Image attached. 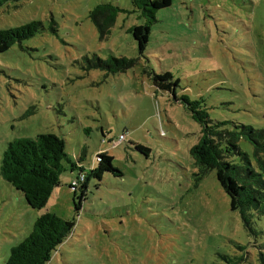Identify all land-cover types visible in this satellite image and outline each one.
<instances>
[{
	"label": "rangeland",
	"instance_id": "1",
	"mask_svg": "<svg viewBox=\"0 0 264 264\" xmlns=\"http://www.w3.org/2000/svg\"><path fill=\"white\" fill-rule=\"evenodd\" d=\"M103 2L131 9L128 0H20L0 8V29L44 26L0 55V162L8 143L54 134L69 159L84 152L88 168L107 152L122 173L90 179L78 213L68 188L75 173L62 174L41 210L0 176V264L44 213L75 219L48 264H262L264 219L253 217L245 229L215 171L195 181L189 150L200 127L142 68L169 72L179 81L177 97L203 100L213 122L264 130V0H172L157 13L143 57L127 31L144 23L135 14H120L110 35L98 38L88 14ZM94 55L139 63L106 75L87 69ZM238 145L254 165L252 145L242 138Z\"/></svg>",
	"mask_w": 264,
	"mask_h": 264
},
{
	"label": "trees",
	"instance_id": "2",
	"mask_svg": "<svg viewBox=\"0 0 264 264\" xmlns=\"http://www.w3.org/2000/svg\"><path fill=\"white\" fill-rule=\"evenodd\" d=\"M20 0H0V8L7 2ZM131 9H121L112 2L96 5L88 14L98 38L106 39L120 14L132 15L142 20L127 31L136 43L139 57L147 47L150 27L156 23L159 11L168 8L172 0H128ZM50 29L56 33V24L51 19ZM44 31L39 21H31L18 27L0 29V55L14 46L21 48L24 41L34 38ZM139 63V58L109 56L106 59L94 55L87 59L88 70H98L107 74L125 73ZM146 75L157 92H165L179 102L190 113L191 119L200 127L199 139L189 155L198 172L195 181L215 171L216 179L229 199V208L240 215L245 229L250 231L251 219H264V130L251 126L235 125L234 130L226 128V122H213L204 107L203 100H191L186 95L177 97L179 81L169 72L155 73L143 66ZM240 138L253 147L254 165L247 154L241 151ZM135 148L147 155L148 149L136 145ZM85 153L73 160L65 152V142L54 134H40L34 139H17L7 144L0 162L1 178L21 193L28 207L34 210L44 208L55 188L60 186V177L66 171L75 176L68 188L73 193L75 212L81 208L90 179L101 181L105 174L122 176L113 165V157L107 152L99 153L94 165L86 168L83 164ZM84 179L77 186L71 185ZM196 187V186H195ZM77 200V202H75ZM75 226V219H62L52 213L40 215L32 230L19 244L12 247L4 264H48L53 254L67 240ZM224 258V257H223ZM261 263L264 261L261 259Z\"/></svg>",
	"mask_w": 264,
	"mask_h": 264
},
{
	"label": "built area",
	"instance_id": "3",
	"mask_svg": "<svg viewBox=\"0 0 264 264\" xmlns=\"http://www.w3.org/2000/svg\"><path fill=\"white\" fill-rule=\"evenodd\" d=\"M120 140H124V136H123V135L120 136ZM114 145H115V144H114ZM83 179H84L83 176H79V177H78V180L73 181L71 185H73V186H77V184L81 183V182L83 181Z\"/></svg>",
	"mask_w": 264,
	"mask_h": 264
}]
</instances>
